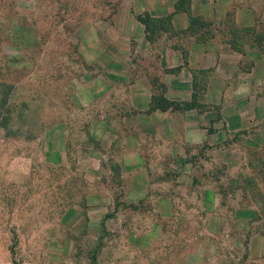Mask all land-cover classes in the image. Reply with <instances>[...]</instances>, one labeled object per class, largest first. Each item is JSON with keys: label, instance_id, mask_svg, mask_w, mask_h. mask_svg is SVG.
Returning <instances> with one entry per match:
<instances>
[{"label": "crops", "instance_id": "obj_1", "mask_svg": "<svg viewBox=\"0 0 264 264\" xmlns=\"http://www.w3.org/2000/svg\"><path fill=\"white\" fill-rule=\"evenodd\" d=\"M178 1L123 0L78 23L88 134L118 174L117 194L79 213L93 235L110 231L109 264H209L211 235L219 245L231 228L248 237L243 264H262L250 226L264 207V0ZM144 13L168 26L149 37Z\"/></svg>", "mask_w": 264, "mask_h": 264}, {"label": "rangeland", "instance_id": "obj_2", "mask_svg": "<svg viewBox=\"0 0 264 264\" xmlns=\"http://www.w3.org/2000/svg\"><path fill=\"white\" fill-rule=\"evenodd\" d=\"M122 4L0 0V264H109L113 257L110 231L93 235L79 213L111 191L117 194L118 174L88 134L91 105L78 93V79L89 73L76 29L81 19L108 20ZM99 33L105 38L113 29L103 24ZM246 187L254 194L255 183ZM263 208L251 229L264 231ZM236 234L231 228L219 245L215 239L221 236L211 235L209 264H243L248 237L239 245ZM101 251L105 258L99 262ZM172 254L181 252L174 248Z\"/></svg>", "mask_w": 264, "mask_h": 264}, {"label": "trees", "instance_id": "obj_3", "mask_svg": "<svg viewBox=\"0 0 264 264\" xmlns=\"http://www.w3.org/2000/svg\"><path fill=\"white\" fill-rule=\"evenodd\" d=\"M179 3H186L185 0H179ZM139 20L146 26L147 32L149 31V34H147L149 37H152L153 33L157 31L160 27L166 28L169 23L168 18H153L149 16L148 14H143L138 17ZM196 20V18H192V20ZM260 166H261V171L264 173V159L260 160ZM260 220H263L264 222V208L262 213L260 214ZM264 226V224H263ZM264 234V231H262Z\"/></svg>", "mask_w": 264, "mask_h": 264}]
</instances>
